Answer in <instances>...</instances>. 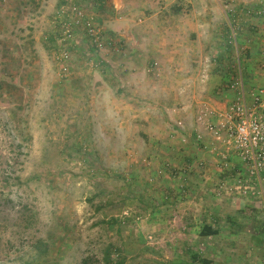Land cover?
I'll return each instance as SVG.
<instances>
[{
    "label": "rangeland",
    "instance_id": "1",
    "mask_svg": "<svg viewBox=\"0 0 264 264\" xmlns=\"http://www.w3.org/2000/svg\"><path fill=\"white\" fill-rule=\"evenodd\" d=\"M21 30L0 18V264L86 259L185 264L195 257L210 263L264 257V239L254 232L261 205V210L248 207L244 216L234 212L229 229L219 220V235L186 247L177 233L151 230L155 209L166 203L150 202L145 194L147 122H115L109 103L116 78L108 54L78 32L65 73L58 58L59 26L56 39L35 49ZM164 113L163 127L174 129ZM163 173L171 171H155L153 185ZM168 222L175 227V220Z\"/></svg>",
    "mask_w": 264,
    "mask_h": 264
},
{
    "label": "crops",
    "instance_id": "2",
    "mask_svg": "<svg viewBox=\"0 0 264 264\" xmlns=\"http://www.w3.org/2000/svg\"><path fill=\"white\" fill-rule=\"evenodd\" d=\"M64 2L0 0V18L24 28L19 33L35 49L56 39L53 19ZM98 12L109 36L105 60L116 78L111 114L115 122H147L145 194L150 202L166 203L155 209L151 230L177 233L183 247L194 245L196 239L213 237L201 236L206 219L219 235L215 229L219 220L229 229L231 216H244L252 206L263 209L254 232L264 239L263 203L247 205L214 196L225 175L208 151L211 141L206 132L216 112L234 98L229 88L234 67L242 69L248 88L264 89V0H105ZM120 90L125 94L119 96ZM262 99L264 114V95ZM165 111L175 123L168 131L162 125L168 121ZM198 135L204 137L202 143L197 142ZM155 171L171 173L157 175L153 185ZM170 219L176 221L175 227L168 225ZM196 261L264 264V257L241 256L220 263L194 259L185 264Z\"/></svg>",
    "mask_w": 264,
    "mask_h": 264
},
{
    "label": "built area",
    "instance_id": "3",
    "mask_svg": "<svg viewBox=\"0 0 264 264\" xmlns=\"http://www.w3.org/2000/svg\"><path fill=\"white\" fill-rule=\"evenodd\" d=\"M104 5L105 0H66L57 11L54 20L60 27L63 48L58 58L65 73L69 70V50L78 32L97 51L107 46L109 36L96 13ZM234 68L229 86L234 98L206 126L211 141L208 151L225 175L213 192L218 200L234 198L247 204H264V89L248 88L242 69ZM203 139L202 135L197 136V142L202 143Z\"/></svg>",
    "mask_w": 264,
    "mask_h": 264
},
{
    "label": "trees",
    "instance_id": "4",
    "mask_svg": "<svg viewBox=\"0 0 264 264\" xmlns=\"http://www.w3.org/2000/svg\"><path fill=\"white\" fill-rule=\"evenodd\" d=\"M17 180L20 182L19 177H17ZM217 234H218V232L214 231L211 227H204L202 230L201 236L210 237V236H215ZM195 259H198V258L195 257ZM89 261H90V259H86L82 262V264H90Z\"/></svg>",
    "mask_w": 264,
    "mask_h": 264
}]
</instances>
